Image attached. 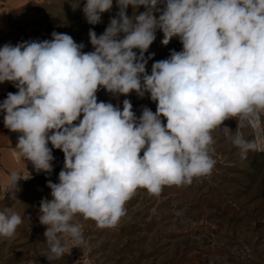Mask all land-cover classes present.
Wrapping results in <instances>:
<instances>
[{
    "label": "clouds",
    "instance_id": "obj_1",
    "mask_svg": "<svg viewBox=\"0 0 264 264\" xmlns=\"http://www.w3.org/2000/svg\"><path fill=\"white\" fill-rule=\"evenodd\" d=\"M117 3L118 18L105 32L89 31L94 51L83 53L70 35L57 32L50 41L0 47V83L18 89L0 103L4 126L20 133L14 150L37 172L52 171L49 143L64 154L59 183L48 182L53 198L40 205L49 261L70 254L62 237L85 243L81 226L72 222L77 214L100 228L114 227L138 188L159 194L164 186L209 174L215 130L222 128L242 156L264 136V0ZM160 3L166 7L157 19ZM112 4L86 0L87 22L100 23ZM129 5L146 11L130 18ZM157 28L162 44L178 36L183 47L153 63L148 75L144 53ZM101 87L113 95L147 92L156 112L144 107L137 119L128 99L122 110L98 102ZM228 119L237 121L235 131L222 127ZM244 129L255 139H246ZM29 178L13 171L7 187ZM21 223L19 214L0 212V236L14 237Z\"/></svg>",
    "mask_w": 264,
    "mask_h": 264
},
{
    "label": "rangeland",
    "instance_id": "obj_2",
    "mask_svg": "<svg viewBox=\"0 0 264 264\" xmlns=\"http://www.w3.org/2000/svg\"><path fill=\"white\" fill-rule=\"evenodd\" d=\"M85 4L86 0L28 3L10 14L0 47L50 41L52 33L57 32L70 35L83 46V53L94 51L89 31L97 37L102 35L121 9L113 0L111 9L101 14V22L92 25L85 18ZM157 7L160 11L153 14L159 19L166 5ZM125 11L131 18L146 8L129 5ZM163 39V31L157 28L155 40L144 53L148 75L153 63L168 59L172 50H182L178 36L167 45L162 44ZM134 51L139 55L138 49ZM9 83L10 93H16L18 89ZM96 95L98 102L111 103L121 110L123 101L130 100L137 119L144 107L156 112L157 104L147 92L142 97L134 91L127 96L113 95L101 87ZM82 118L81 114L73 123L78 125ZM161 120L166 124L165 118ZM222 127L235 131L237 121L228 119ZM244 133L246 139H255L251 129H244ZM212 135L210 155L215 165L209 174L194 177L191 184L164 186L159 194L138 188L114 227L100 228L95 221L77 214L72 222L81 226L85 243L76 245L70 237H62L71 252L51 261L47 259L51 253L44 236L46 226L39 221L40 205L42 200L53 198L48 182L59 183L64 154L49 143L54 157L52 171L37 172L14 150L18 139L12 135L9 156L2 158L0 154V212H15L22 223L14 237L0 236V264H264V136L258 139L256 150L242 156L222 128ZM13 171L30 178L9 188Z\"/></svg>",
    "mask_w": 264,
    "mask_h": 264
},
{
    "label": "crops",
    "instance_id": "obj_3",
    "mask_svg": "<svg viewBox=\"0 0 264 264\" xmlns=\"http://www.w3.org/2000/svg\"><path fill=\"white\" fill-rule=\"evenodd\" d=\"M42 1V0H0V37L4 30L9 25V16L12 12L20 9L21 7L27 5L30 2ZM10 83H0V103H2L6 98L10 89ZM4 113L0 112V150L4 151L5 154H1V157L9 156V144L10 138L12 135L10 134V130L4 126ZM8 151V152H7Z\"/></svg>",
    "mask_w": 264,
    "mask_h": 264
},
{
    "label": "bare ground",
    "instance_id": "obj_4",
    "mask_svg": "<svg viewBox=\"0 0 264 264\" xmlns=\"http://www.w3.org/2000/svg\"><path fill=\"white\" fill-rule=\"evenodd\" d=\"M10 134L14 135L16 139H18V136L20 135L19 133L13 131H10Z\"/></svg>",
    "mask_w": 264,
    "mask_h": 264
},
{
    "label": "water",
    "instance_id": "obj_5",
    "mask_svg": "<svg viewBox=\"0 0 264 264\" xmlns=\"http://www.w3.org/2000/svg\"><path fill=\"white\" fill-rule=\"evenodd\" d=\"M9 92H12V88L9 89Z\"/></svg>",
    "mask_w": 264,
    "mask_h": 264
}]
</instances>
